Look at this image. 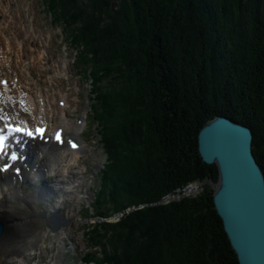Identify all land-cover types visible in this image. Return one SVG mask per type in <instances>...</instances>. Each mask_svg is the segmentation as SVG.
Returning <instances> with one entry per match:
<instances>
[{"label":"trees","instance_id":"trees-1","mask_svg":"<svg viewBox=\"0 0 264 264\" xmlns=\"http://www.w3.org/2000/svg\"><path fill=\"white\" fill-rule=\"evenodd\" d=\"M45 3L78 52V74L93 80L109 163L91 219L122 214L89 228L86 261L240 264L214 203L219 169L203 161L199 134L218 117L249 128L264 172V0ZM194 185L199 193L186 195Z\"/></svg>","mask_w":264,"mask_h":264},{"label":"rangeland","instance_id":"rangeland-1","mask_svg":"<svg viewBox=\"0 0 264 264\" xmlns=\"http://www.w3.org/2000/svg\"><path fill=\"white\" fill-rule=\"evenodd\" d=\"M45 1L46 0H12L13 5H20L19 10L22 11L21 17H18L19 14H14L15 19L18 17L19 21H11L10 27H8L6 33L0 34V43H2V41H7V39H14L15 41L17 30L20 31L23 26L27 28V30H30L28 31L29 35L34 36L27 42V49L30 54L28 52L26 53L25 63L15 62L18 65L14 67V71L9 73V75L7 73V68L2 63L0 64L3 70L2 77L9 79L14 76H17V78L22 76L28 84H31L30 87L32 91H34L33 93L44 90V92L47 93L46 95L54 99L53 108L56 111L60 110L57 101L63 98L60 94L64 95L65 98L70 101L66 111L71 126H75L78 119L85 118L86 116L88 117V126H84L83 130L79 131L77 135V137L84 142L83 144H85L86 149L84 153L80 155L81 158L78 165L72 170V172L78 173L77 170L80 169V172L83 174L81 176L79 175L80 181L83 182V184L76 188V194L81 189L87 192L83 194L85 197L81 200L78 196V199L72 202L67 201L65 204H61L62 208L56 211L60 217L59 224L56 228L52 226V229L45 221H40L33 225V228L36 229L37 232L41 231L42 238L41 240L37 239V244L39 246L35 247V249L33 248L32 251L28 253V264H96L91 260L90 263H88L83 256L86 252L87 254L93 255V252L90 251L91 248H89L87 244V235L89 234V228H92L95 222L98 221L97 219H91L99 209V207L95 208L92 205L99 203L101 199H103V182L102 179L99 180L97 177H99L98 173H100L103 167L109 163V159L108 155L102 149L100 136L93 135L92 132L90 133V130L96 127L100 130V126L98 124L95 125L96 121L94 122L92 120L93 116L91 117L90 113L93 80L89 76L88 79H86L83 78L82 75H76L75 72L78 70V68L74 66V60L77 54L76 49L72 46L65 27L60 24L56 25L52 23V18L50 16L51 12L47 9ZM18 22L21 23L18 24ZM33 27L35 28V32L32 29ZM34 41L36 42L35 45ZM38 51H41L44 58L48 60V62H44V66L40 68L39 65L37 66ZM25 64H30L32 67L30 68L34 80L31 79L27 71H25L23 67ZM38 88H41V90ZM58 122L59 118H54L52 124L55 125V123L57 124ZM101 131H103L102 128ZM69 132L71 133L70 130ZM84 166H87V171L84 170ZM34 177L35 175H30L28 178L31 179ZM24 181L26 182L27 179ZM36 184L39 186L41 185V183L37 181ZM91 187L93 188V195L89 198ZM200 190L201 187L198 185L190 186L186 195H196ZM111 197L110 191L106 200L113 201ZM69 198L73 199L75 197L70 196ZM179 198L180 197H172L170 200H165V203L174 199L178 200ZM46 208L45 205H39L37 211L44 214L47 213ZM17 214L19 213H15V216ZM119 220L120 218L118 215H115V217L104 222L115 223ZM23 242H25L24 234H22L18 243L20 245ZM110 254H114V252L110 250ZM116 254L119 257V254ZM100 261L102 262L103 260L100 259ZM7 264L21 263L20 259L16 258L15 260L7 262Z\"/></svg>","mask_w":264,"mask_h":264},{"label":"bare ground","instance_id":"bare-ground-1","mask_svg":"<svg viewBox=\"0 0 264 264\" xmlns=\"http://www.w3.org/2000/svg\"><path fill=\"white\" fill-rule=\"evenodd\" d=\"M19 8L20 5H13L12 0H0V34L6 33L8 27H10L11 21H19L18 17H21L22 12ZM15 13L19 14L16 19L14 17ZM20 23L21 22H18V24ZM32 29L35 32V28L33 27ZM28 31L30 30H27V28L23 26L20 31L17 30L15 41L14 39H7V41H2V43H0V64L2 63L7 68L8 75L9 73H12V71H14V67L18 65L15 62L18 61L21 63L22 61V63H25L24 58L28 52L27 41L31 40V36ZM33 36L34 35H32V37ZM38 52L37 66L39 65L40 68L44 66L43 62L46 61V59L40 51ZM1 66L0 83L3 79H5L2 77L3 70ZM23 67L25 68V71H27L30 78L34 80L30 64H25ZM15 78H17V76L10 78V83L7 87H3L0 84V91L2 93V98L0 99V117L3 115H10L11 117L17 116L19 119L23 120L28 116L31 118L33 125L47 122L48 118L58 117L60 119V125L64 126L66 130H71L72 134L75 136L83 129L84 124L80 127H72L70 125V121L67 119L66 110L70 104L69 99H66L67 103L64 108L56 111L53 108L54 99L46 95L47 93L44 92V90L33 93L34 91H32V88L30 87L31 84H28L22 76L19 77V82L17 81V83ZM39 90H41V88ZM60 95L62 96V94ZM20 99L27 104L25 109H22L16 104V100L20 101ZM57 128L58 125L52 128L50 127L49 130L54 131ZM46 148V145L37 142L29 149L31 159L33 158L32 163L30 164L31 170L29 173L38 174L40 169H43L45 170L43 173L48 172L56 175V185L60 187L63 185V183H61V179H66V176L62 175L61 172L68 175L69 170L78 163L79 155L82 152H70L72 157L71 159H68L67 156L69 150H56L52 147L50 148L51 151L49 153V161L45 165H38V159L41 157V154ZM57 169H59L58 172ZM27 173L23 178H26ZM0 181L2 182V189H0V224L3 227V232L0 236V264H7V262L15 260L16 258L20 259L21 264H28V253L31 252L33 248L39 246L37 244V239L41 240L42 238L41 231L37 232L36 229L33 228V225L40 221H45L48 223L49 227L52 228L53 226L56 228L59 224L58 222L60 217L54 209L55 207H53V205L49 202V199L52 197V193L50 190H46L43 187L37 189L38 186H36L33 178L28 179L27 183L23 184L22 179H16L10 173H6L0 175ZM40 196H43V198ZM66 196L67 198L72 196L69 190H67V192L64 191V194L63 192H59V195L57 196L58 202L64 200ZM36 197L40 198L35 200ZM39 201L45 203L47 213H39L33 209ZM15 213L19 214L15 216ZM22 234L25 236V242L19 245L18 242L20 241Z\"/></svg>","mask_w":264,"mask_h":264},{"label":"water","instance_id":"water-1","mask_svg":"<svg viewBox=\"0 0 264 264\" xmlns=\"http://www.w3.org/2000/svg\"><path fill=\"white\" fill-rule=\"evenodd\" d=\"M253 139L249 128L226 117L199 134L203 161L219 169L214 203L240 264H264V172L253 154Z\"/></svg>","mask_w":264,"mask_h":264},{"label":"snow or ice","instance_id":"snow-or-ice-1","mask_svg":"<svg viewBox=\"0 0 264 264\" xmlns=\"http://www.w3.org/2000/svg\"><path fill=\"white\" fill-rule=\"evenodd\" d=\"M0 119H3L5 121L4 128L0 129V155L8 156V149L10 148V144L8 143L9 138L13 137L14 134L16 133H20L32 138H35V136L39 134L41 138H43L42 129H37L36 133H34L31 129H28L26 125L24 127L14 126L7 121L6 117H0ZM5 129L7 130L6 133H5ZM55 139L58 142L61 143L63 142L60 140L59 133L56 134ZM17 143L19 144L20 142L17 141ZM68 143H71V141H68ZM72 147H76V145L73 144ZM8 158H10L13 162H15L19 157L15 152H11ZM9 167H11V165L5 164L3 168H0V171H6ZM16 171L18 172L19 169H17Z\"/></svg>","mask_w":264,"mask_h":264}]
</instances>
